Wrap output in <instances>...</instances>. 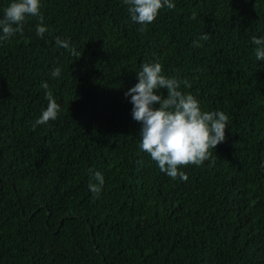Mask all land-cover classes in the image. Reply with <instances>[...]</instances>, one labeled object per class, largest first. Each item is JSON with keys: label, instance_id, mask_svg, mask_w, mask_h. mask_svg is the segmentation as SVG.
Returning a JSON list of instances; mask_svg holds the SVG:
<instances>
[{"label": "trees", "instance_id": "obj_1", "mask_svg": "<svg viewBox=\"0 0 264 264\" xmlns=\"http://www.w3.org/2000/svg\"><path fill=\"white\" fill-rule=\"evenodd\" d=\"M175 3L141 31L122 0H42L44 37L29 17L0 42V264H264V0ZM150 60L229 117L211 158L180 166L187 180L139 148L124 93ZM42 81L61 110L33 128Z\"/></svg>", "mask_w": 264, "mask_h": 264}, {"label": "clouds", "instance_id": "obj_2", "mask_svg": "<svg viewBox=\"0 0 264 264\" xmlns=\"http://www.w3.org/2000/svg\"><path fill=\"white\" fill-rule=\"evenodd\" d=\"M42 0H10L0 17V42L9 41L17 33L22 34L24 24L29 17H39L35 34L43 38L49 31L43 23L41 15ZM127 5V11L133 23L140 25L143 31L153 22L163 8L174 9L175 0H122ZM210 33L201 35V40H208ZM254 55L258 61H264V34L253 35ZM59 48H71L69 39L55 37ZM62 75L61 66L51 70L52 78ZM137 83L125 91L124 95L132 104V118L140 123L139 148L147 152L151 159L157 162L161 172L176 179L187 180V175L180 166L194 164L202 165L212 156L210 149L226 139L228 115L220 110L202 108L198 98L181 88L184 83L175 76H167L158 60H150L140 65L136 71ZM45 89L47 106L33 123V128L43 125L49 120L57 119L61 105L53 96L48 81H42ZM162 89H166L167 95ZM88 189L99 195L104 184V176L99 171L89 169ZM95 181V182H93Z\"/></svg>", "mask_w": 264, "mask_h": 264}]
</instances>
